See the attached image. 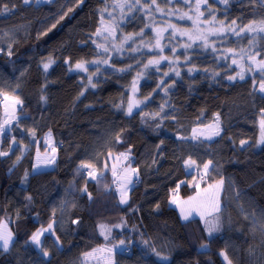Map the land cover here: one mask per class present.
Returning a JSON list of instances; mask_svg holds the SVG:
<instances>
[{"label": "trees", "instance_id": "1", "mask_svg": "<svg viewBox=\"0 0 264 264\" xmlns=\"http://www.w3.org/2000/svg\"><path fill=\"white\" fill-rule=\"evenodd\" d=\"M207 2L205 11L226 26L264 29V0ZM184 3L0 0V118L6 96L23 101L17 121L0 135V229L5 224L14 236L7 249L0 246V264H84L83 256L100 247L114 249L115 264H226L222 252L232 264H264V75L229 55L245 49L264 60V34L228 33L190 45L171 28L165 49L147 52L157 26L185 27L168 17ZM104 23L112 37L102 34ZM13 28L17 37L7 42ZM135 85L142 105L128 114ZM215 121L222 127L216 139L193 136L195 127ZM48 132L56 166L34 172ZM125 155L139 175L118 208L122 229L106 237L89 202L105 196L117 204L116 186L103 174ZM188 160L195 162L190 174ZM193 179L225 181L216 235L200 217L183 221L170 203L174 194L195 193ZM48 220L54 231L38 247L30 225Z\"/></svg>", "mask_w": 264, "mask_h": 264}, {"label": "rangeland", "instance_id": "2", "mask_svg": "<svg viewBox=\"0 0 264 264\" xmlns=\"http://www.w3.org/2000/svg\"><path fill=\"white\" fill-rule=\"evenodd\" d=\"M24 1V0H23ZM54 0H30L29 3H25L26 5H41V4H47L52 3ZM174 1V0H172ZM185 3L183 4V8H185L184 11H179L177 9H171L170 12H168L169 18H174L178 20H184L185 21V27H180L178 25H172L167 24L166 26H157L155 28V39L156 43L152 46L148 45L146 50L147 52H153L155 51H163L165 49L164 43H163V36L167 33L168 30L173 28L174 34H178L183 40H185L186 43L193 42H204L207 43L213 39L220 38L222 36L227 35L228 33L231 34H254V35H261L264 34V29L256 28L254 31L249 30L250 27L246 28L244 31H241L238 29V27L235 26H226L223 21H220L216 14L212 12L211 10L204 9L205 6L208 5V0L204 2V0H183ZM197 5H199V8L197 9ZM186 6V7H185ZM177 12H180L178 14ZM159 14L164 15V12L161 10L158 11ZM109 21H113L112 14L109 17ZM177 27V28H176ZM179 27V29H178ZM111 26L109 24L104 23L102 34H105V36L112 37L113 33L110 31ZM185 28V29H184ZM6 36H7V42L12 41L16 39L17 37V30L16 28L6 30ZM254 38V36H253ZM257 38V37H255ZM192 43V44H193ZM253 45L257 46L256 42L252 43ZM167 48H169V44H167ZM126 49V44H119L118 49ZM115 49V48H113ZM172 51H176L172 50ZM248 50H241L240 52H229V55L241 56L242 59L247 60V63L237 62L239 66L242 68L244 67L243 64L248 65L251 68L250 73H260L259 69L255 67V64L252 60H249V56H253L250 52H247ZM252 51V49H251ZM255 60L256 62H259L256 56ZM167 60L165 58L161 59V61ZM150 61H153V65H157L158 63H155L158 61L157 59H150ZM160 61V62H161ZM159 62V61H158ZM246 75H249V72H247ZM262 75V74H261ZM261 83V81H260ZM259 83V85H260ZM139 90V86L135 85L130 96V104L132 106L131 112L127 111L128 114L133 113L134 110L138 109L140 105H142V102L137 97ZM264 93V91H263ZM19 99V98H18ZM17 97L14 96H6L5 97V103L1 106L2 116L0 118V135L4 133L7 129L10 128L11 124L16 122L19 117V107L20 104L16 103ZM129 109V108H128ZM261 125L264 126V121H261ZM222 131L221 124L219 121L212 122L207 125L197 126L193 129V136L202 138L206 141H213L216 139ZM219 134H215V133ZM2 137V136H1ZM260 145H264V132L261 133L260 139H259ZM43 145L46 146V150L37 151V157L34 164V172L42 171V170H49L53 169L56 166V159H57V144L55 137L52 132H48L45 134L43 138ZM113 156L111 155L110 158ZM120 159L117 157L115 159L114 165L112 169L113 171L110 174H103L105 178L109 180V184L113 187H117L118 193L117 198L118 202L116 204V201H114V198L109 203L107 202V197L105 196H99L96 197L94 202L90 200V205L92 212L95 216V218L99 221L100 229L102 230L104 236L109 237L112 234V230L114 228H117L119 230L122 229V223L119 222L118 218V208L124 204H126L129 200L130 192L132 189V185H134V181L136 177L139 175L138 170L132 166V164L129 162V156H121ZM49 161H53L49 163ZM194 170L193 167L187 168V173H192ZM206 169L202 171V177L206 176ZM102 175V176H103ZM207 178V176H206ZM202 179H193L192 185L196 187V191L193 195L188 197H183L181 195H172L170 199V203L176 207L179 210L180 217L183 221L190 220L192 218L200 217L203 222L206 225L207 232L209 233L208 229L213 228L214 226H217L215 230H213L210 235H216L220 232H222V222H221V216L219 215V212L221 211L223 204H222V195L225 190V181L219 180L212 184L203 185ZM126 194V202H122V195ZM105 203V204H104ZM219 209L216 211L215 209ZM183 209V212L181 211ZM190 213V215H189ZM185 215H188L187 219H184L183 217ZM54 220H50L49 223L43 226L36 227L33 226V234L40 233L39 235V242H35V244L40 247L42 245L44 235L50 231H52L54 226ZM52 225L51 229L49 231H42L43 229H48L49 225ZM103 226V228L101 227ZM10 231L8 229L7 225L3 224L0 232H7ZM11 232V231H10ZM12 233V232H11ZM13 234H12V241H13ZM12 243V242H11ZM9 244V246L11 245ZM0 246H2V242H0ZM8 246V247H9ZM112 250V251H111ZM114 249H111L110 247H100L98 249H95L94 251L85 254L83 256V262L84 264H115L116 263V255L113 252ZM222 256L225 260L226 264H232L230 260L228 259V256L225 252H222ZM48 257V255H47Z\"/></svg>", "mask_w": 264, "mask_h": 264}, {"label": "snow or ice", "instance_id": "3", "mask_svg": "<svg viewBox=\"0 0 264 264\" xmlns=\"http://www.w3.org/2000/svg\"><path fill=\"white\" fill-rule=\"evenodd\" d=\"M24 2H25V3H29L30 0H24ZM204 2H206V0H204ZM225 2H227V0H225ZM152 3L155 4V0H152ZM198 8H199V5H197V9H198ZM5 10H6V11L9 10V9H7V6H5ZM232 23L234 24L235 21H233ZM249 30L254 31V29H252V28H249ZM241 31H244V29H241ZM9 55H11V53H9ZM249 60H252L253 63L255 64V67H256L257 69H259V71H260V73H261L262 75H264V60H260L259 62H256L254 56H249ZM105 62H106V61H105ZM235 62H236V61L234 60L233 63H235ZM149 63L151 64V63H154V62H153V61H149ZM155 63H158V61H156ZM48 67H49L48 64H45V65H44V68H45V69H47ZM76 67H77V68H84V64H82V63H78V64L76 65ZM85 70H87V69H85ZM177 75H179V73H177ZM240 78L243 79V76L241 75ZM230 79H234V77H230ZM259 87H260V89H261L262 91H264V79H262V81H261ZM16 103H17V104H22L23 101H21V100H19V99L17 98ZM131 110H132V106L130 105L128 111L131 112ZM215 134H219V133L217 132V133H215ZM244 143H245L244 141H241V144H244ZM0 155H6V153H0ZM51 162H53V161H49V163H51ZM185 163L188 164L189 166H191V165L194 164L195 162H194V161H191V160H188V161H185ZM209 163H211V161H209ZM85 167H90V166H85ZM204 167H205V169H207L208 164H205ZM89 174L91 175V173H89ZM122 202H126V194H123V195H122ZM215 210L218 211L219 209L217 208V209H215ZM181 211L183 212V209H181ZM189 215H190V213H189ZM183 218H184V219H187V218H188V215H185ZM51 227H52V225L50 224V225L48 226V229H43L42 231H49V230L51 229ZM101 227L103 228V226H101ZM216 228H217V226H214L213 228H209V229H208L209 233H211V232H212L213 230H215ZM39 235H40L39 232L33 234L32 237H31V240H32L33 242H37V243H38V242H39ZM0 242H2V246H3L5 249H7L8 246H9V244L12 242V233H11L10 231H7V232H0ZM120 243H121V244H124V241H120ZM45 255H47V253H45Z\"/></svg>", "mask_w": 264, "mask_h": 264}, {"label": "crops", "instance_id": "4", "mask_svg": "<svg viewBox=\"0 0 264 264\" xmlns=\"http://www.w3.org/2000/svg\"><path fill=\"white\" fill-rule=\"evenodd\" d=\"M57 160V159H56ZM90 173H91V176H92V178L93 179H97L99 176H100V174H99V172L96 170V169H94V168H91V170H90ZM115 193L117 194L118 193V190H117V187L115 188V192H114V195H115ZM96 198H93L92 199V202L95 200ZM112 201V200H111ZM107 202H110V200L108 201L107 200ZM105 204V203H104ZM49 221L50 220H48L44 225H46L47 223H49ZM36 226V227H38V225L37 224H31L30 225V228H31V230H33V226ZM99 226H100V224H99ZM53 231H54V228L52 229V231H50L49 233H53Z\"/></svg>", "mask_w": 264, "mask_h": 264}, {"label": "built area", "instance_id": "5", "mask_svg": "<svg viewBox=\"0 0 264 264\" xmlns=\"http://www.w3.org/2000/svg\"><path fill=\"white\" fill-rule=\"evenodd\" d=\"M204 179H206V176H203Z\"/></svg>", "mask_w": 264, "mask_h": 264}]
</instances>
